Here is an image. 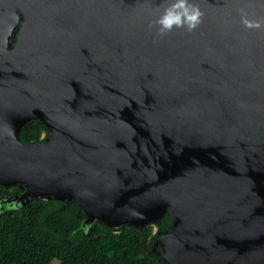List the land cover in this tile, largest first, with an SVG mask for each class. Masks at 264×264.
<instances>
[{
  "label": "water",
  "instance_id": "water-1",
  "mask_svg": "<svg viewBox=\"0 0 264 264\" xmlns=\"http://www.w3.org/2000/svg\"><path fill=\"white\" fill-rule=\"evenodd\" d=\"M194 2L160 37L166 0H0V214L76 202L84 235L154 225L163 264H264V0Z\"/></svg>",
  "mask_w": 264,
  "mask_h": 264
},
{
  "label": "trees",
  "instance_id": "trees-1",
  "mask_svg": "<svg viewBox=\"0 0 264 264\" xmlns=\"http://www.w3.org/2000/svg\"><path fill=\"white\" fill-rule=\"evenodd\" d=\"M44 126L31 123L26 142L41 140ZM18 188L0 186V197ZM79 204L35 199L21 210L0 214V264H163L152 252L154 225L124 226L119 233L98 223L89 235L77 230ZM171 225L166 214L160 226Z\"/></svg>",
  "mask_w": 264,
  "mask_h": 264
},
{
  "label": "clouds",
  "instance_id": "clouds-1",
  "mask_svg": "<svg viewBox=\"0 0 264 264\" xmlns=\"http://www.w3.org/2000/svg\"><path fill=\"white\" fill-rule=\"evenodd\" d=\"M163 13L151 22L158 35L163 37L174 28L194 32L203 22L204 13L194 0H166ZM242 23L249 29L264 28V21H254L242 16Z\"/></svg>",
  "mask_w": 264,
  "mask_h": 264
}]
</instances>
